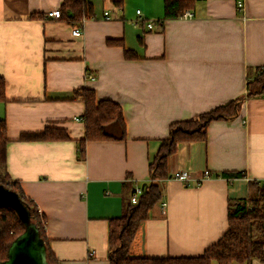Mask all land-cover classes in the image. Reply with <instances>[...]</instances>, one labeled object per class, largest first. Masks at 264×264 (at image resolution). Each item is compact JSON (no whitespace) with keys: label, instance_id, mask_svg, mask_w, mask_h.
<instances>
[{"label":"crops","instance_id":"0c3cea01","mask_svg":"<svg viewBox=\"0 0 264 264\" xmlns=\"http://www.w3.org/2000/svg\"><path fill=\"white\" fill-rule=\"evenodd\" d=\"M88 1L93 15L70 24L46 15L61 0H0L4 169L44 217L59 264H108V219L151 180L148 164L169 124L244 95L247 78L264 65V0H241V11L238 0H195L190 16L168 19L163 0ZM77 25L82 33L74 36ZM80 88L119 104L126 125L123 140L87 141L84 158ZM45 127L68 138L20 139ZM167 169L131 257L200 256L220 238L229 199L252 195L249 180L264 182V95L245 97L231 120L211 121L206 139L178 143ZM205 170L210 176L200 180ZM176 171L188 173L187 181L171 177Z\"/></svg>","mask_w":264,"mask_h":264},{"label":"trees","instance_id":"16d2710c","mask_svg":"<svg viewBox=\"0 0 264 264\" xmlns=\"http://www.w3.org/2000/svg\"><path fill=\"white\" fill-rule=\"evenodd\" d=\"M195 0H163V18H176L187 9H192ZM60 19L70 24L80 23L84 17L93 15V5L88 0H61ZM41 17V13H32ZM108 44H119L120 40H107ZM132 50L124 49L126 58L134 57ZM75 93L84 102L81 116L84 135L77 139L79 154L84 158L85 143L92 140H123L126 125L119 104L110 99L97 100L93 89L80 88ZM264 93V65L254 68L253 75L247 78L244 95L199 113L196 117L175 121L169 124L167 135L160 139L157 152L148 164L151 180L142 186L137 201L130 196L124 199L120 216L108 219V264H234L249 263L256 258L264 261V183L249 180L252 195L245 199H229L228 225L224 233L211 244L202 255L192 257H131L129 246L138 224L146 219L152 207L160 202L162 190L157 182L168 176V158L180 142L204 140L208 124L213 120H231L238 116L245 97ZM6 100L5 81L0 76V101ZM63 129L45 127L43 131L21 134L24 140L67 139ZM6 121L0 119V184L17 193L26 206L30 219L39 227L40 235L46 245V257L50 264H59L48 246L44 232V217L40 215L35 203L22 191L19 183L9 180L4 169L6 159ZM234 176L243 175L241 172ZM156 180V181H155ZM24 230V223L17 213L6 205H0V261L7 257V249L17 235Z\"/></svg>","mask_w":264,"mask_h":264},{"label":"water","instance_id":"95a60500","mask_svg":"<svg viewBox=\"0 0 264 264\" xmlns=\"http://www.w3.org/2000/svg\"><path fill=\"white\" fill-rule=\"evenodd\" d=\"M0 205L12 208L24 223V230L16 236L7 249V257L0 264H50L46 245L39 227L30 219L28 209L17 193L0 184Z\"/></svg>","mask_w":264,"mask_h":264},{"label":"built area","instance_id":"2783aa9c","mask_svg":"<svg viewBox=\"0 0 264 264\" xmlns=\"http://www.w3.org/2000/svg\"><path fill=\"white\" fill-rule=\"evenodd\" d=\"M236 5H237V8H238L239 11H241V10L243 9V3H242L241 0H238ZM136 13L139 14L140 11L137 9V10H136ZM46 15H47V16H51V17H53V18H55V19L60 18V13H59V10H58V9L48 11ZM190 15H191V12L188 11V10H185V11L182 13V16H184V17L190 16ZM103 18L109 20V19L112 18V15H111V13H110L109 11H104V12H103ZM83 20H84V19H82V21H83ZM152 25H153V23H152L151 21L147 23V27H148V28H151ZM71 33H72V35H74V36H79V35L82 33L81 27L78 26V25L75 26V27H73L72 30H71ZM89 77H92V76H89ZM262 95H264V93H262ZM209 176H210V171L205 170V171L202 172V174H201V176L199 177V179L201 180V179L206 178V177H209ZM171 177H173V178H175V179H178V180H180V181H182V182H186L187 179L189 178V175H188V173H186L185 171H176V172H173V173L171 174ZM262 183H264V182H262ZM141 192H142V187H137V188L134 190V192L132 193V195H131V197H130V200H131L132 202H136V201H137V197H138V195H139ZM160 205H161V208L164 209V207H165V202H161Z\"/></svg>","mask_w":264,"mask_h":264},{"label":"rangeland","instance_id":"374dc122","mask_svg":"<svg viewBox=\"0 0 264 264\" xmlns=\"http://www.w3.org/2000/svg\"><path fill=\"white\" fill-rule=\"evenodd\" d=\"M213 264H215V263H213ZM234 264H240V263H234Z\"/></svg>","mask_w":264,"mask_h":264}]
</instances>
